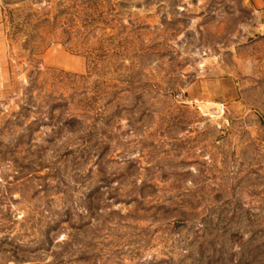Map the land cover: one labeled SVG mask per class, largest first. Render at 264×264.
Here are the masks:
<instances>
[{"label": "rangeland", "instance_id": "1", "mask_svg": "<svg viewBox=\"0 0 264 264\" xmlns=\"http://www.w3.org/2000/svg\"><path fill=\"white\" fill-rule=\"evenodd\" d=\"M262 25L249 0H0V264H264Z\"/></svg>", "mask_w": 264, "mask_h": 264}, {"label": "crops", "instance_id": "2", "mask_svg": "<svg viewBox=\"0 0 264 264\" xmlns=\"http://www.w3.org/2000/svg\"><path fill=\"white\" fill-rule=\"evenodd\" d=\"M251 6L253 7L254 11L259 15V17L261 18V21L263 23V29H262V35L259 37V39H257L258 43L264 42V0H249ZM257 85L253 86L255 87V89L259 90V97H260V103L258 105V107L256 108L257 111L260 114L264 115V79L261 80H256ZM220 84H226L225 87L222 91H223V96H233L234 95V89L228 87L227 85H229V79L227 78H223L219 80Z\"/></svg>", "mask_w": 264, "mask_h": 264}, {"label": "water", "instance_id": "3", "mask_svg": "<svg viewBox=\"0 0 264 264\" xmlns=\"http://www.w3.org/2000/svg\"><path fill=\"white\" fill-rule=\"evenodd\" d=\"M204 107L210 114L217 115L219 113V107L217 105L208 104V105H205Z\"/></svg>", "mask_w": 264, "mask_h": 264}, {"label": "bare ground", "instance_id": "4", "mask_svg": "<svg viewBox=\"0 0 264 264\" xmlns=\"http://www.w3.org/2000/svg\"><path fill=\"white\" fill-rule=\"evenodd\" d=\"M219 107V106H218ZM219 112H220V107H219Z\"/></svg>", "mask_w": 264, "mask_h": 264}]
</instances>
